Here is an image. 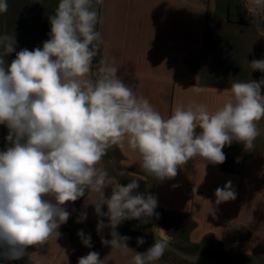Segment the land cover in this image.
I'll list each match as a JSON object with an SVG mask.
<instances>
[{"label":"clouds","instance_id":"clouds-1","mask_svg":"<svg viewBox=\"0 0 264 264\" xmlns=\"http://www.w3.org/2000/svg\"><path fill=\"white\" fill-rule=\"evenodd\" d=\"M103 3L58 0L42 47L17 52L14 34L0 35V125L8 129L6 147L0 150V260L6 264L57 240L60 226L70 218L66 205L81 197H86L85 207H94L97 232L111 230V239L102 237V245L122 256L134 252L129 264H156L169 247L163 229H152L158 238L144 252L131 249V238L116 230L126 220L148 223L159 216L156 196L140 192V182L172 179L196 158L223 164L226 146L236 142L249 151L260 135L264 77L234 81L214 111L204 103L177 104L165 118L138 96L117 75L115 58L100 55L106 44L97 30ZM242 6L264 37V0H243ZM214 8L211 0L207 10ZM7 10V0H0V13ZM14 52L9 63L5 57ZM249 65L264 73V58ZM114 147L128 148L140 158V171L128 173L133 178L126 185L114 181L102 165ZM86 192L95 194L93 202H87ZM214 195L220 204L235 200L237 193L228 181ZM86 219L85 211L76 222ZM77 236L85 247H93L90 235L80 230ZM144 243L137 237L138 245ZM106 257L89 251L77 264H105Z\"/></svg>","mask_w":264,"mask_h":264},{"label":"crops","instance_id":"crops-1","mask_svg":"<svg viewBox=\"0 0 264 264\" xmlns=\"http://www.w3.org/2000/svg\"><path fill=\"white\" fill-rule=\"evenodd\" d=\"M104 0L99 6L103 23L97 30L106 42L101 56L114 57L117 75L133 87L165 118L177 104L204 103L210 110L219 107L234 81L259 80L264 73L252 71L249 63L264 58V37L260 36L243 0ZM8 10L0 13V35L14 34L16 51L42 47L49 39V15L58 0H7ZM264 23V22H262ZM2 50V49H0ZM15 52L5 57L10 63ZM100 56L94 60L98 62ZM203 88L198 93L196 89ZM264 94V87H262ZM260 135L254 148L245 151L233 142L223 151V164L196 158L178 169L176 177L163 182L148 178L139 191L156 196L158 217L148 223L126 220L117 227L131 239L128 246L144 252L155 241L153 228H161L169 243L190 257L166 249L156 264H242L264 260V119L258 123ZM8 129L0 125V150L6 147ZM243 157L237 169L234 155ZM139 155L128 148L110 149L102 161L110 177L126 185L139 172ZM231 181L236 199L216 204L215 190ZM87 202L95 194L86 192ZM111 195V186L105 196ZM86 197L66 205L68 221L61 225L60 237L44 246L30 248L22 260L7 264H77L89 251L100 253L105 264H129L134 252L122 256L111 252L101 238L111 239L110 229L97 232L98 217ZM107 211V207L102 208ZM87 219L77 223L82 212ZM107 224V218H104ZM82 230L91 236L87 248L77 236ZM137 237L145 243L137 244ZM241 256H230V254ZM0 264H6L0 260Z\"/></svg>","mask_w":264,"mask_h":264},{"label":"water","instance_id":"water-1","mask_svg":"<svg viewBox=\"0 0 264 264\" xmlns=\"http://www.w3.org/2000/svg\"><path fill=\"white\" fill-rule=\"evenodd\" d=\"M158 237L156 235V233H154V239L156 240ZM168 249H171L173 251H175L177 254L181 255V256H185V257H190V255L186 252H183L179 249H177V247H175L173 244L169 243V247Z\"/></svg>","mask_w":264,"mask_h":264},{"label":"built area","instance_id":"built-area-1","mask_svg":"<svg viewBox=\"0 0 264 264\" xmlns=\"http://www.w3.org/2000/svg\"><path fill=\"white\" fill-rule=\"evenodd\" d=\"M234 164L237 169H240L243 166V157L240 154L234 155Z\"/></svg>","mask_w":264,"mask_h":264},{"label":"rangeland","instance_id":"rangeland-1","mask_svg":"<svg viewBox=\"0 0 264 264\" xmlns=\"http://www.w3.org/2000/svg\"><path fill=\"white\" fill-rule=\"evenodd\" d=\"M230 256H241V255H238V254H230ZM237 262L236 264H242V259L239 257L236 259ZM231 264H235V262L231 263ZM249 264H264V260H254V261H251Z\"/></svg>","mask_w":264,"mask_h":264}]
</instances>
